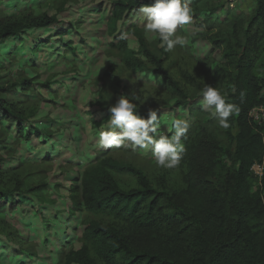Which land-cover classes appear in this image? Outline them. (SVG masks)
<instances>
[{"label": "rangeland", "instance_id": "1", "mask_svg": "<svg viewBox=\"0 0 264 264\" xmlns=\"http://www.w3.org/2000/svg\"><path fill=\"white\" fill-rule=\"evenodd\" d=\"M139 1L135 10L120 13L116 3L128 0H0V24L24 27L25 42L14 47L0 39V98L17 112L12 122L0 116V191L9 200L0 208V264H82L69 258L81 247V222L112 220L79 211L69 180L106 157L141 170L152 188L184 201L194 169L190 154L208 135L221 142L226 136L212 110L202 109L201 89L210 84L227 100L231 59L244 47L254 50L256 72L264 77V19L249 28L256 0H188L191 22L176 31L188 43L171 53L156 34L145 33L139 9L153 0ZM49 20L56 25H41ZM155 58L182 95L156 73ZM130 94L140 98L133 100L137 114L147 116L151 108L164 120L189 122L179 167H158L150 149L100 146L108 107ZM25 120L21 134L18 124ZM254 123L264 127V118ZM159 131L171 135L166 124ZM261 134L264 139V129ZM252 172L260 186L264 163ZM114 179L126 191L141 189L132 175Z\"/></svg>", "mask_w": 264, "mask_h": 264}, {"label": "trees", "instance_id": "2", "mask_svg": "<svg viewBox=\"0 0 264 264\" xmlns=\"http://www.w3.org/2000/svg\"><path fill=\"white\" fill-rule=\"evenodd\" d=\"M256 1L249 28L264 19V0ZM141 3L128 0L116 5L120 13H128ZM41 25L49 28L56 22ZM23 35L24 27L18 23L0 24V39L14 47L25 44ZM121 45L126 46L127 40ZM253 52L244 47L231 59L227 100L240 111L229 118L231 127L223 142L208 135L190 154L194 169L184 201H176L165 189L152 188L141 170L110 157L70 178L78 210L112 220L81 222V247L70 252V262L97 264L96 256L103 264H264V174L259 186L252 172L255 164L264 163V127L250 117L255 107L264 105V77L256 72ZM154 62L156 73L182 95L163 60ZM0 116L9 122L17 118L14 104L5 97L0 98ZM28 122L18 124L21 134ZM25 135L29 139L32 132ZM114 174L137 177L141 189L124 190ZM7 196L0 191V208L9 202Z\"/></svg>", "mask_w": 264, "mask_h": 264}, {"label": "clouds", "instance_id": "3", "mask_svg": "<svg viewBox=\"0 0 264 264\" xmlns=\"http://www.w3.org/2000/svg\"><path fill=\"white\" fill-rule=\"evenodd\" d=\"M139 12L146 21L145 33L156 34L165 51L171 53L177 46L183 47L188 43L185 37L176 35L178 26L191 22L188 0H153L151 5L142 6ZM123 38L127 39V36ZM201 95L202 109H211L219 127L229 129V118L239 114V106L227 101L221 91L210 84L201 89ZM240 95L243 98L245 93ZM133 100L139 101L140 98L135 94L122 95L108 107V130L99 133L100 146L105 149L129 146L133 150L150 149L158 167H179L186 152L182 138L188 132L189 122L181 118L164 120L158 116L157 110L151 108L146 117L139 115ZM162 123L168 126L170 136L159 131Z\"/></svg>", "mask_w": 264, "mask_h": 264}, {"label": "built area", "instance_id": "4", "mask_svg": "<svg viewBox=\"0 0 264 264\" xmlns=\"http://www.w3.org/2000/svg\"><path fill=\"white\" fill-rule=\"evenodd\" d=\"M257 111H262L264 112V107L263 105L262 106H259V107H255L251 112H250V116L251 118L255 121V122H262L263 118H264V114L262 115V117L258 116V115H255V113Z\"/></svg>", "mask_w": 264, "mask_h": 264}]
</instances>
